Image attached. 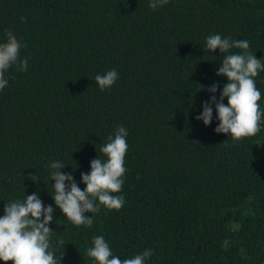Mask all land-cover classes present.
I'll use <instances>...</instances> for the list:
<instances>
[{"label": "trees", "instance_id": "1", "mask_svg": "<svg viewBox=\"0 0 264 264\" xmlns=\"http://www.w3.org/2000/svg\"><path fill=\"white\" fill-rule=\"evenodd\" d=\"M150 3L0 0V43L11 31L28 58L0 90V216L37 193L55 209L48 226L61 264H97L86 253L98 235L120 259L151 249L145 264H264V117L239 141L215 131L214 103L210 125L196 119L227 83L216 74L225 55L243 52L206 50L208 36L247 40L264 63V0ZM112 69L119 78L101 90L95 76ZM255 81L264 111V71ZM120 126L127 171L114 195L124 206L97 200L92 226H76L55 205L50 165L65 164L83 190L81 173L107 159L100 149Z\"/></svg>", "mask_w": 264, "mask_h": 264}, {"label": "clouds", "instance_id": "2", "mask_svg": "<svg viewBox=\"0 0 264 264\" xmlns=\"http://www.w3.org/2000/svg\"><path fill=\"white\" fill-rule=\"evenodd\" d=\"M168 0H151L150 7L156 9L167 4ZM23 19V17L21 18ZM5 42L0 43V90L8 84L6 73L15 65L20 71H27L28 58L20 57L23 45L17 37L9 31ZM238 48L240 54H228L222 60L217 75L227 77L223 85L220 98L212 95L208 101L203 102V111L196 117L207 126L213 118L212 104H215L219 124L215 128L217 133L229 134L234 141L255 136L261 130V121L264 111L260 104L261 92L256 86L255 77L264 71V63L249 50L247 40H232L222 38L219 34L207 37L206 50L228 53L230 49ZM115 69L103 75H96L95 81L101 90L110 88L118 79ZM205 86L201 85V89ZM210 93L217 91V85L206 88ZM227 97V104L223 103ZM127 130L120 126L114 138L109 137L108 143L100 151L106 160L95 158L90 162V172L81 173V180L86 187L81 188L71 173H63L65 166L62 162L54 161L50 165L51 180H54V194L52 195L56 207L66 218L76 226L91 227L93 218L86 213H98L99 204L112 210H120L125 203L120 193L124 184V175L127 171L125 156L128 150L126 137ZM34 181L39 178L33 175ZM68 181V183H65ZM55 209L52 205L45 206L37 193L27 195L24 201L7 202L4 206V215L0 216V260L5 264H61L52 250L51 237L53 230L48 226L53 221ZM65 245L63 240L58 241ZM92 247L87 249V255L97 264H145L153 251L146 249L142 254L132 258L120 259L113 255L109 243L103 235L94 237Z\"/></svg>", "mask_w": 264, "mask_h": 264}]
</instances>
